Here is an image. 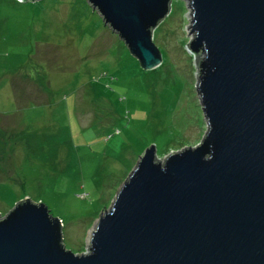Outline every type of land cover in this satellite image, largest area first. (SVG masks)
<instances>
[{"label": "rangeland", "instance_id": "obj_1", "mask_svg": "<svg viewBox=\"0 0 264 264\" xmlns=\"http://www.w3.org/2000/svg\"><path fill=\"white\" fill-rule=\"evenodd\" d=\"M190 27L189 2L172 0L154 32L163 63L144 71L87 0H0V215L44 203L86 253L145 150L196 148L208 126Z\"/></svg>", "mask_w": 264, "mask_h": 264}, {"label": "water", "instance_id": "obj_2", "mask_svg": "<svg viewBox=\"0 0 264 264\" xmlns=\"http://www.w3.org/2000/svg\"><path fill=\"white\" fill-rule=\"evenodd\" d=\"M187 1L203 141L163 160L145 150L86 253L44 203L18 202L0 215V264H264V0ZM87 2L144 71L161 67L172 0Z\"/></svg>", "mask_w": 264, "mask_h": 264}, {"label": "trees", "instance_id": "obj_3", "mask_svg": "<svg viewBox=\"0 0 264 264\" xmlns=\"http://www.w3.org/2000/svg\"><path fill=\"white\" fill-rule=\"evenodd\" d=\"M16 2H18L17 0H15ZM14 88H19V86L18 85H15V87ZM15 90V89H14ZM21 91H18V93H20Z\"/></svg>", "mask_w": 264, "mask_h": 264}]
</instances>
